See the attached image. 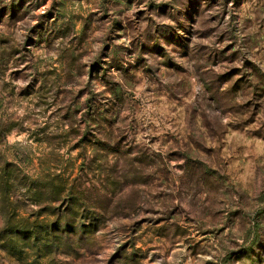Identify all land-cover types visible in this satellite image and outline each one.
Segmentation results:
<instances>
[{"label":"rangeland","instance_id":"374dc122","mask_svg":"<svg viewBox=\"0 0 264 264\" xmlns=\"http://www.w3.org/2000/svg\"><path fill=\"white\" fill-rule=\"evenodd\" d=\"M0 264H264V0H0Z\"/></svg>","mask_w":264,"mask_h":264},{"label":"trees","instance_id":"16d2710c","mask_svg":"<svg viewBox=\"0 0 264 264\" xmlns=\"http://www.w3.org/2000/svg\"><path fill=\"white\" fill-rule=\"evenodd\" d=\"M20 6L18 5V7H16V5L13 3V4H10L9 7H5L4 9V15L3 17L7 19V21H11L15 16L16 14H18L20 11ZM11 56V55H10ZM20 61V60H19ZM91 69H93V66L90 67ZM87 134L84 133L81 140H85L87 138Z\"/></svg>","mask_w":264,"mask_h":264}]
</instances>
